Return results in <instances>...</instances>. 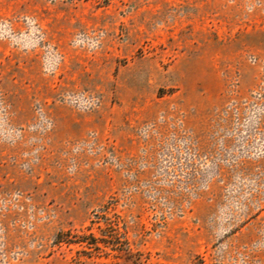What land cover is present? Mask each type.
Listing matches in <instances>:
<instances>
[{
    "label": "rangeland",
    "instance_id": "rangeland-1",
    "mask_svg": "<svg viewBox=\"0 0 264 264\" xmlns=\"http://www.w3.org/2000/svg\"><path fill=\"white\" fill-rule=\"evenodd\" d=\"M0 264H264V0H0Z\"/></svg>",
    "mask_w": 264,
    "mask_h": 264
},
{
    "label": "trees",
    "instance_id": "trees-1",
    "mask_svg": "<svg viewBox=\"0 0 264 264\" xmlns=\"http://www.w3.org/2000/svg\"><path fill=\"white\" fill-rule=\"evenodd\" d=\"M96 217V214H94ZM105 221L106 228L110 229V233L108 235L103 234V230L100 229L101 237L96 238L92 234L82 233L80 235L73 236L70 232H59L53 238V244L55 246L61 245H78L82 248V252H99L101 250L100 245L102 247L107 248L112 252H128V243L122 235L118 231V224H113L108 222L107 219L103 218ZM94 222H90V226L93 225ZM86 231H90L89 226L86 228Z\"/></svg>",
    "mask_w": 264,
    "mask_h": 264
},
{
    "label": "crops",
    "instance_id": "crops-1",
    "mask_svg": "<svg viewBox=\"0 0 264 264\" xmlns=\"http://www.w3.org/2000/svg\"><path fill=\"white\" fill-rule=\"evenodd\" d=\"M55 120L66 130V133L68 132V136L75 137L80 134L83 125L87 124L86 121L90 119L75 112L64 110L61 115H56Z\"/></svg>",
    "mask_w": 264,
    "mask_h": 264
}]
</instances>
